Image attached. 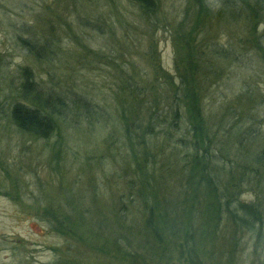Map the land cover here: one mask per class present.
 Here are the masks:
<instances>
[{
    "label": "rangeland",
    "instance_id": "374dc122",
    "mask_svg": "<svg viewBox=\"0 0 264 264\" xmlns=\"http://www.w3.org/2000/svg\"><path fill=\"white\" fill-rule=\"evenodd\" d=\"M154 1L155 12L143 16L127 0H0V157L12 176L3 179L0 168V238L11 244L0 248L16 252L15 264H55L67 252L42 221L50 205L74 200L89 209L93 237L110 233L99 228L96 211L112 203L108 194L116 199L130 179L116 174L111 161L118 144L108 133L118 124L108 116L115 117L117 88L131 78L148 81L159 67L170 75L177 66L183 69L186 49L175 42L173 29L184 19L190 29L196 18L189 0ZM205 1L218 9L219 0ZM255 1L231 0L234 8H226L207 32V50L220 58L207 92V117L226 118L221 143L226 161L248 162L264 148V61L254 47V35L264 46V13L257 17L246 7ZM20 40L37 44L39 59ZM47 42L52 61L41 47ZM22 68L31 70L44 91L81 94L105 114L96 115L93 124L61 121L47 140L28 138L9 118L19 101ZM254 192L244 186L240 201L255 202ZM259 226L262 238L243 237L237 264H264V222ZM80 257L82 264L96 263L94 256Z\"/></svg>",
    "mask_w": 264,
    "mask_h": 264
},
{
    "label": "trees",
    "instance_id": "16d2710c",
    "mask_svg": "<svg viewBox=\"0 0 264 264\" xmlns=\"http://www.w3.org/2000/svg\"><path fill=\"white\" fill-rule=\"evenodd\" d=\"M127 1L143 16L156 10L154 0ZM219 1L214 10L205 0H189L196 7L192 27L186 29L184 19L173 29L175 42L186 49L183 69L177 66L170 75L159 67L148 81L138 84L131 78L117 88L115 117L106 115L118 124L108 133L118 144L111 161L116 174L130 179L116 199L109 189L112 203L96 211L99 228L109 234L93 237L86 221L89 209L74 200L43 208L42 216L67 251L55 264H82L80 255L94 256V264H237L243 237L262 238L264 148L248 162L226 161L221 155L226 118L211 122L207 117V92L220 60L207 50V32L226 8H234L231 0ZM246 7L258 17L264 0ZM20 42L39 59L37 44ZM254 44L264 61L261 37L254 35ZM44 46L52 61L48 42ZM20 74L19 101L13 102L9 118L30 139L47 140L61 121L93 124L96 115L105 114L81 94L44 91L28 68ZM246 185L255 191V202L240 201ZM79 247L85 251L79 253Z\"/></svg>",
    "mask_w": 264,
    "mask_h": 264
},
{
    "label": "flooded vegetation",
    "instance_id": "af4514ba",
    "mask_svg": "<svg viewBox=\"0 0 264 264\" xmlns=\"http://www.w3.org/2000/svg\"><path fill=\"white\" fill-rule=\"evenodd\" d=\"M3 160H4V158L0 157V168L3 169L4 173L6 174V177L3 176V177H4L3 179L8 178V176H9V177H12L11 174L9 173V170H8L7 167L5 166V163H6V162L3 161ZM7 180H8V179H7ZM42 213H43V212H42ZM41 218H43V217L41 216ZM42 221L45 222V225H47L48 230H49V232H50V231H51V227H50V224H49V223H50L49 220L45 217ZM0 244H2L0 247H4L6 244L8 245L9 242L6 240L5 237H1V238H0ZM7 245H6V246H7ZM10 245H11V244H9L8 246L10 247ZM13 249H14V248H13ZM5 252H8V256H7V257L4 256V257L1 258V255H2L3 253H5ZM15 254H16L15 251H3V249L0 248V264H15L14 261H13V258L15 257ZM9 255H10V256H9Z\"/></svg>",
    "mask_w": 264,
    "mask_h": 264
}]
</instances>
